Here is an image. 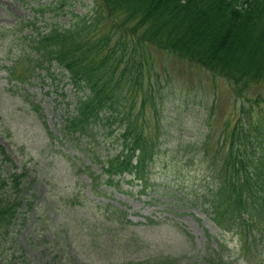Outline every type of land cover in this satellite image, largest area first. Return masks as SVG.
Here are the masks:
<instances>
[{
  "label": "rangeland",
  "instance_id": "374dc122",
  "mask_svg": "<svg viewBox=\"0 0 264 264\" xmlns=\"http://www.w3.org/2000/svg\"><path fill=\"white\" fill-rule=\"evenodd\" d=\"M98 8V0H0V144L37 178V210L2 241L0 264H47L53 256L58 264H264V246L244 249L203 205L212 160L226 152L222 135L241 115L227 79L149 46L157 92L148 99L157 94L160 111L146 113L158 142L150 182L145 189L101 185L95 194L80 169L101 173V166L84 140L63 138L78 97L68 73L54 65L20 82L7 72L17 62L16 75L24 73L19 58L35 35L78 17L94 21ZM109 29L107 18L97 35ZM249 96L264 98V82ZM100 138L112 140L107 130ZM45 240L59 252L44 249Z\"/></svg>",
  "mask_w": 264,
  "mask_h": 264
},
{
  "label": "trees",
  "instance_id": "16d2710c",
  "mask_svg": "<svg viewBox=\"0 0 264 264\" xmlns=\"http://www.w3.org/2000/svg\"><path fill=\"white\" fill-rule=\"evenodd\" d=\"M98 7L97 22L78 17L68 28L51 25L35 35L19 58L24 73L16 75L17 62L8 71L21 81L39 70L50 73L54 65L68 73L78 97L65 118L63 138L84 140L101 166V173L91 165L81 170L97 193L101 185L144 189L150 182L158 142L147 132L146 113L158 114L159 99L157 94L148 99L157 92L149 46L227 79L241 101V115L222 135L226 152L212 160L203 205L221 230L258 253L264 245V98L249 94L264 82V0H98ZM107 18L110 29L98 36ZM105 130L110 142L100 138ZM32 173L0 144L2 257V241L12 239L16 224L23 228L26 216L37 210ZM48 248L59 252L45 240ZM56 257L47 264H58Z\"/></svg>",
  "mask_w": 264,
  "mask_h": 264
}]
</instances>
